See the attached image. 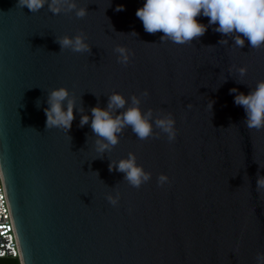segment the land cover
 Returning a JSON list of instances; mask_svg holds the SVG:
<instances>
[{"label":"water","instance_id":"water-1","mask_svg":"<svg viewBox=\"0 0 264 264\" xmlns=\"http://www.w3.org/2000/svg\"><path fill=\"white\" fill-rule=\"evenodd\" d=\"M16 2L0 0V168L20 264H256L264 253V189L256 190L264 128L245 126L230 89L247 94L264 79V46L245 40L239 48L202 15L207 30L191 44L160 41L135 15L144 0H76L87 8L83 18ZM80 33L90 53L56 42ZM118 45L127 65L117 61ZM60 86L75 97L68 132L45 128L47 92ZM145 90L141 111L171 115L175 140L155 127L140 140L125 128L101 157L76 109L91 117L112 92L129 100ZM129 153L151 174L139 188L108 170ZM117 192L113 206L106 194Z\"/></svg>","mask_w":264,"mask_h":264},{"label":"clouds","instance_id":"clouds-1","mask_svg":"<svg viewBox=\"0 0 264 264\" xmlns=\"http://www.w3.org/2000/svg\"><path fill=\"white\" fill-rule=\"evenodd\" d=\"M47 5L53 14L61 12H74L77 18L87 15L86 7H78L76 0H17L16 7L25 6L31 12H37ZM122 4L117 5L115 11H123ZM135 15L142 22L145 32L149 34L162 33L160 41H172L176 44H191L193 40L203 36L208 25H214L213 30L223 37H232L234 44L242 48L245 40L253 49L264 46V0H144L141 7L136 9ZM208 18V25L197 20L198 16ZM131 33H135L134 31ZM136 34V33H135ZM60 49H70L73 52H91L83 33L76 35H63L56 37ZM219 43L227 44V39ZM113 51L117 53V61L127 65L129 53L122 46H116ZM239 75L246 74V68L237 69ZM235 93L234 103L243 108L244 124L248 129L264 128V79L256 82L255 88L247 94L239 92L236 88L230 89ZM148 91L140 96L131 95L129 100L118 93L108 95L107 106L102 108L99 104L91 107V117L84 112L83 107L76 109L80 113L79 126L90 124L95 140V151L105 154L118 144V135L125 128L140 140L154 136L153 127L167 136L168 141L176 138L175 120L171 115L153 116L152 110L141 111V97H147ZM47 107L43 109L46 120L45 128L53 127L69 131L75 119V97L69 95L64 87H54L47 92ZM127 104V107H125ZM37 106V105H36ZM39 107V106H37ZM119 110V111H118ZM158 137V135L156 136ZM115 169L123 173V179L132 187L139 188L148 182L151 174L137 165L135 156L129 153L127 158L117 162L109 160L108 170ZM168 182V177L160 174L157 184ZM264 189V175L257 173L256 190ZM107 201L115 206L119 200V193L106 194ZM256 264H264V253H257Z\"/></svg>","mask_w":264,"mask_h":264},{"label":"built area","instance_id":"built-area-1","mask_svg":"<svg viewBox=\"0 0 264 264\" xmlns=\"http://www.w3.org/2000/svg\"><path fill=\"white\" fill-rule=\"evenodd\" d=\"M0 253L1 256L19 258V247L16 239L10 207L6 195L3 176L0 168Z\"/></svg>","mask_w":264,"mask_h":264},{"label":"trees","instance_id":"trees-1","mask_svg":"<svg viewBox=\"0 0 264 264\" xmlns=\"http://www.w3.org/2000/svg\"><path fill=\"white\" fill-rule=\"evenodd\" d=\"M0 264H20L18 257L1 256Z\"/></svg>","mask_w":264,"mask_h":264},{"label":"snow or ice","instance_id":"snow-or-ice-1","mask_svg":"<svg viewBox=\"0 0 264 264\" xmlns=\"http://www.w3.org/2000/svg\"><path fill=\"white\" fill-rule=\"evenodd\" d=\"M0 227H3V226H0ZM0 255H3V253H0Z\"/></svg>","mask_w":264,"mask_h":264}]
</instances>
